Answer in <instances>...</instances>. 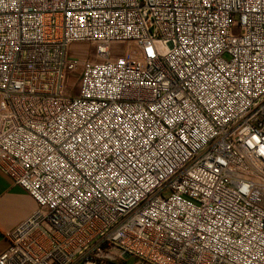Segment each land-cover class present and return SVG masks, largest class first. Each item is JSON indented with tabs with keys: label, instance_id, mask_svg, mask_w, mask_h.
Wrapping results in <instances>:
<instances>
[{
	"label": "built area",
	"instance_id": "1",
	"mask_svg": "<svg viewBox=\"0 0 264 264\" xmlns=\"http://www.w3.org/2000/svg\"><path fill=\"white\" fill-rule=\"evenodd\" d=\"M0 169V264H264V0H0Z\"/></svg>",
	"mask_w": 264,
	"mask_h": 264
},
{
	"label": "crops",
	"instance_id": "2",
	"mask_svg": "<svg viewBox=\"0 0 264 264\" xmlns=\"http://www.w3.org/2000/svg\"><path fill=\"white\" fill-rule=\"evenodd\" d=\"M34 209V201L0 169V253L6 248L5 234Z\"/></svg>",
	"mask_w": 264,
	"mask_h": 264
},
{
	"label": "rangeland",
	"instance_id": "3",
	"mask_svg": "<svg viewBox=\"0 0 264 264\" xmlns=\"http://www.w3.org/2000/svg\"><path fill=\"white\" fill-rule=\"evenodd\" d=\"M74 50H75V53L79 52V54H81L83 52V51H81L82 48L81 49L80 48L74 49ZM142 58H143L142 51H140V59H142ZM75 84H76L75 80L70 78L69 81L67 82V88L72 89L73 87H75ZM72 94H75V89L72 91ZM127 264H130V263H127Z\"/></svg>",
	"mask_w": 264,
	"mask_h": 264
},
{
	"label": "bare ground",
	"instance_id": "4",
	"mask_svg": "<svg viewBox=\"0 0 264 264\" xmlns=\"http://www.w3.org/2000/svg\"><path fill=\"white\" fill-rule=\"evenodd\" d=\"M143 58L142 59H147V51H142Z\"/></svg>",
	"mask_w": 264,
	"mask_h": 264
}]
</instances>
